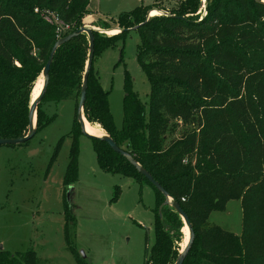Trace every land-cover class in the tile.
<instances>
[{
    "label": "trees",
    "instance_id": "1",
    "mask_svg": "<svg viewBox=\"0 0 264 264\" xmlns=\"http://www.w3.org/2000/svg\"><path fill=\"white\" fill-rule=\"evenodd\" d=\"M229 1L235 5L230 6ZM88 6L89 0H0V140L27 135L34 84L57 42L54 28L34 9L56 13L70 27L65 37L83 27V18L91 14ZM205 6L204 16L199 18L195 14L201 1L182 0L170 14L151 19L146 14L154 5L138 7L118 17L119 34L106 37L93 31L83 117L88 126L98 124L103 135L126 152L183 211L194 234L183 264H264V3L206 0ZM237 10L240 24L250 17L243 16L247 11L251 21L233 36L229 18L224 38L235 37L241 48L224 41L226 38L210 42L209 33L223 24L226 14ZM131 30L140 37L136 59L150 94L142 104L125 74L122 129L116 131L108 93L102 89L93 64L102 52L123 43ZM88 52L85 34L55 50L36 113L37 133L52 121L40 110L44 101L75 103L64 181L68 187L77 176V139L83 134L76 112ZM170 122L190 129L167 143L174 134ZM87 138L102 172L130 178L140 188L145 184L154 193V240L145 250L143 264H175L184 225L180 216L125 158L101 139ZM119 194L114 188L111 202H116ZM229 201L241 205L239 236L208 224L209 215L223 211ZM65 208L67 221L73 225L71 208L67 204ZM73 253L77 264H90ZM0 264L38 263L31 250L16 254L0 250Z\"/></svg>",
    "mask_w": 264,
    "mask_h": 264
},
{
    "label": "rangeland",
    "instance_id": "2",
    "mask_svg": "<svg viewBox=\"0 0 264 264\" xmlns=\"http://www.w3.org/2000/svg\"><path fill=\"white\" fill-rule=\"evenodd\" d=\"M181 1L89 0V7L96 16L87 15L82 22L83 26L102 36L112 37L122 31L116 23L120 15L154 5L155 9L146 14L147 18L166 16ZM200 1L201 7L195 14L199 18L204 16L206 8L205 1ZM229 2L230 6L235 5ZM234 12L226 14L223 24L219 23L209 33L210 42L215 44L226 38L224 41L240 47L235 37L224 38L225 23L232 17L229 29L235 36L251 21V14L245 12L243 16L248 14L250 17L240 24L239 11ZM139 44L138 33L131 30L123 43L117 42L114 48L102 52L93 64L102 89L108 93L109 112L116 131L122 129L126 73L138 100L142 104L148 102L150 85L136 59ZM40 81L41 76L34 84L33 93ZM40 110L52 119L48 126L37 132L26 145L0 147V249L11 254L31 250L38 264H77L73 250L77 257L83 253L90 264H143L145 250L154 240L152 189L145 184L140 188L130 178L102 172L97 166L91 141L83 135L77 139V176L69 187L66 186L75 103L71 100L57 104L44 101ZM172 124L169 123V128H173L174 134L167 143L190 129L179 123ZM90 125L103 135L98 124ZM116 187L120 194L113 203ZM66 204L74 216L73 225L67 221ZM241 221L239 201H229L223 211L212 212L208 218L210 226L236 236L240 235ZM180 233L181 241L177 247L182 249L188 239L184 225Z\"/></svg>",
    "mask_w": 264,
    "mask_h": 264
},
{
    "label": "water",
    "instance_id": "3",
    "mask_svg": "<svg viewBox=\"0 0 264 264\" xmlns=\"http://www.w3.org/2000/svg\"><path fill=\"white\" fill-rule=\"evenodd\" d=\"M206 3V0H204ZM96 31L90 27H86L83 26L82 28H80L79 30L57 40L56 44L53 46L48 61L46 63V65L44 66V69L41 73V77L43 78V84L42 87L38 93V95L36 96V98H31V103L29 106V112H28V132L27 135L24 138H20V139H9V140H0V147L1 146H18V145H22L28 141H30L36 134V113H37V108L38 105L40 104V102L42 101L45 91H46V87H47V82H48V78H49V70H50V65L52 63V59H53V55L55 50L62 46L63 44L71 41L72 39L76 38L77 36L81 35V34H85L87 36L88 39V43H89V52H88V59H87V64H86V71L85 74L83 76V82H82V88H81V94H80V100L78 103V107H77V112H76V120L80 126V130L81 133L85 136V137H90V138H98L101 139L103 142H105L109 148L116 154H119L121 157L125 158L128 163L133 166L138 173H140L146 180L147 182L153 186V188H155V190H157L160 194H162L165 198V204L169 205L170 207H172L175 212L180 216V218L182 219V222L184 224V226L187 228L188 231V239L187 242L185 244V246L180 250L179 255L176 259L175 264H183L188 252L191 249L192 243H193V239H194V234L193 231L191 229V226L188 222L187 217L184 215L183 211L180 209V207L177 204H173L170 200V198L167 196V194L163 191V189L156 183L154 182V180L152 179V177L143 169H141L136 163L135 161L124 151H122L121 149H119L115 143L106 135L104 134L101 137H93L90 136L89 134H87L86 129H85V125L83 122V105L85 102V96H86V88H87V77H88V72L91 68V64H92V60H93V52H94V45H93V35L92 32ZM89 135V136H88ZM1 250V249H0ZM81 258L85 259V256L83 255V253H81Z\"/></svg>",
    "mask_w": 264,
    "mask_h": 264
},
{
    "label": "built area",
    "instance_id": "4",
    "mask_svg": "<svg viewBox=\"0 0 264 264\" xmlns=\"http://www.w3.org/2000/svg\"><path fill=\"white\" fill-rule=\"evenodd\" d=\"M261 2L264 3V0H261ZM34 12L39 13L41 18L54 28L56 40L61 39L66 33L69 32L70 27L65 25L56 13L47 10L39 11L38 9H34ZM182 201L184 200L182 199Z\"/></svg>",
    "mask_w": 264,
    "mask_h": 264
},
{
    "label": "bare ground",
    "instance_id": "5",
    "mask_svg": "<svg viewBox=\"0 0 264 264\" xmlns=\"http://www.w3.org/2000/svg\"><path fill=\"white\" fill-rule=\"evenodd\" d=\"M42 78V77H41ZM42 84H43V78H42V81H40L39 83H37L36 87H35V91L32 95V98H36V96L38 95L41 87H42ZM83 122H84V125H85V129H86V132L87 134H89L90 136H93V137H101L100 133L98 131H95L93 129H91L86 123H85V119H83ZM102 134V133H101ZM103 136V135H102ZM186 231H187V228L185 227ZM188 233V231H187Z\"/></svg>",
    "mask_w": 264,
    "mask_h": 264
},
{
    "label": "crops",
    "instance_id": "6",
    "mask_svg": "<svg viewBox=\"0 0 264 264\" xmlns=\"http://www.w3.org/2000/svg\"><path fill=\"white\" fill-rule=\"evenodd\" d=\"M88 9H89V11L91 12V15L93 14L94 16H96L95 12H93V11L90 9L89 6H88ZM240 233H241V231H240ZM237 236H239V235H237Z\"/></svg>",
    "mask_w": 264,
    "mask_h": 264
}]
</instances>
